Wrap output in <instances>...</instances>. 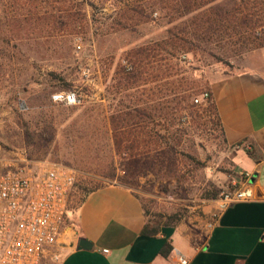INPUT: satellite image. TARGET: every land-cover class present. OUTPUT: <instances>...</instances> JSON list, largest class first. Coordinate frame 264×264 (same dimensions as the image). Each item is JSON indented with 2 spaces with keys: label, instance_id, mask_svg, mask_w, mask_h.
Returning a JSON list of instances; mask_svg holds the SVG:
<instances>
[{
  "label": "rangeland",
  "instance_id": "obj_1",
  "mask_svg": "<svg viewBox=\"0 0 264 264\" xmlns=\"http://www.w3.org/2000/svg\"><path fill=\"white\" fill-rule=\"evenodd\" d=\"M132 1L146 0H0V155L23 151L36 164L75 169L68 210L83 189L119 183L135 191L155 225L191 220L213 204L206 227L220 194L239 185L242 174L238 182L233 149L201 95L260 48L250 50L246 32L235 26L201 25L200 10L172 23L155 12L154 21L118 29V7ZM252 11L264 20V0ZM171 28L190 39L188 49L153 51L138 88L117 94L121 68L131 70L128 52L164 40ZM70 90L84 103L54 100ZM120 101L158 106L143 132L152 134L141 148L151 162L135 167L111 152L107 108ZM111 157L114 179L100 174ZM46 257L43 264H52Z\"/></svg>",
  "mask_w": 264,
  "mask_h": 264
},
{
  "label": "crops",
  "instance_id": "obj_2",
  "mask_svg": "<svg viewBox=\"0 0 264 264\" xmlns=\"http://www.w3.org/2000/svg\"><path fill=\"white\" fill-rule=\"evenodd\" d=\"M223 140L233 149L236 178L249 172L253 199L225 209L213 228L202 215L173 224L147 221L131 188L111 183L68 211L63 238L46 248L52 264H264V47L210 86ZM154 230V234L143 231ZM86 240L90 248H79ZM169 246V249H166ZM46 257V258H47Z\"/></svg>",
  "mask_w": 264,
  "mask_h": 264
},
{
  "label": "built area",
  "instance_id": "obj_3",
  "mask_svg": "<svg viewBox=\"0 0 264 264\" xmlns=\"http://www.w3.org/2000/svg\"><path fill=\"white\" fill-rule=\"evenodd\" d=\"M264 37V28L262 31ZM77 48H80L77 46ZM207 100V92L201 95ZM54 100L66 106L84 103L75 90L57 93ZM195 103H199L195 99ZM250 173L239 185L223 191L216 200L206 227L211 229L229 206L253 199ZM75 169L60 164H36L23 151L0 155V264H43L46 248L63 238ZM177 264H188L179 257Z\"/></svg>",
  "mask_w": 264,
  "mask_h": 264
},
{
  "label": "trees",
  "instance_id": "obj_4",
  "mask_svg": "<svg viewBox=\"0 0 264 264\" xmlns=\"http://www.w3.org/2000/svg\"><path fill=\"white\" fill-rule=\"evenodd\" d=\"M139 2H124L123 5L118 7L119 20L116 21L118 29H127L132 23L154 21L152 15L155 12L163 14V17H161L167 18L169 23H172L176 20L187 18L193 12L200 10L202 11L201 25L207 24L209 29L212 27L225 28L227 26H235L246 32V43L250 50L264 47L263 35H256L257 29L264 25V20H255L254 17L258 15V11H252V9L259 6L260 0H254L253 2H250V0H231L230 4L223 0H146L145 3ZM90 5L95 7L93 3H90ZM209 6V11H206V7ZM262 9L259 10L261 11ZM67 17L69 18L70 15L68 14ZM188 44H191L188 37L178 36L174 33V28H171L168 30L167 38L155 43V45H146L129 51L131 70L126 71L125 67L121 68V73L116 77V83L114 84L115 92L119 94L120 92H126L128 89L138 88L139 81L146 74L145 68L150 64V61L147 62V60L150 59L153 51L161 47L162 50L171 48L184 52L188 49L186 47ZM207 93L209 95L207 102H209L210 108L219 123L210 91ZM126 96L130 97L129 94H126ZM158 109V106L147 107L136 101L128 103L120 101L117 105L111 103L107 108L111 152L115 155L122 154L125 158H129L135 167L145 160L148 153L144 152L141 148L143 144L147 143V141H144V137L147 135L149 138L152 134H144L143 132L147 128V125L155 119L153 113ZM112 157L110 165L105 168L108 171L100 173L101 176L109 179L116 177ZM146 160L151 162L149 159ZM144 164H147V161ZM97 188L99 187L83 189L84 196L80 202ZM144 211L146 217V210L144 209ZM143 233L154 234L155 231L145 229ZM166 249H169V246H166Z\"/></svg>",
  "mask_w": 264,
  "mask_h": 264
},
{
  "label": "water",
  "instance_id": "obj_5",
  "mask_svg": "<svg viewBox=\"0 0 264 264\" xmlns=\"http://www.w3.org/2000/svg\"><path fill=\"white\" fill-rule=\"evenodd\" d=\"M79 245V248H90V243L88 242V241H86V240H80L79 241V243H78Z\"/></svg>",
  "mask_w": 264,
  "mask_h": 264
}]
</instances>
